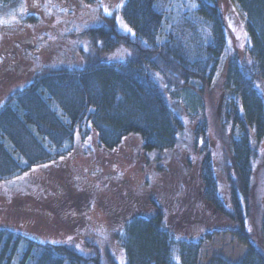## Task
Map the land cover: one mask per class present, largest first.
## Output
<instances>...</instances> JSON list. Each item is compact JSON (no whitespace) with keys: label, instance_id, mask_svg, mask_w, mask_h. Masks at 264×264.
<instances>
[{"label":"trees","instance_id":"1","mask_svg":"<svg viewBox=\"0 0 264 264\" xmlns=\"http://www.w3.org/2000/svg\"><path fill=\"white\" fill-rule=\"evenodd\" d=\"M234 1L243 15L247 56H231L222 74L220 133L228 144L223 168L206 153L201 184L194 190L188 184L177 200L174 195L162 202L154 194L123 199L109 215L118 245L113 241L112 252L92 240L81 252L72 244L44 242L0 226V264H200L199 246L220 233L241 237L248 251L237 262L212 257L205 264H264L257 249L264 248V198L252 183L264 139V0ZM18 3L0 0V14ZM119 13L79 32L91 50L83 55V64L44 67L22 86L0 94V182L61 157L65 161L77 135L83 144L92 138L99 150L113 151L136 134L142 150L159 153L158 161L175 148L183 149L181 110L197 117L228 44L219 3L124 0ZM118 46L128 54L103 58ZM179 90L187 92L182 99H188L194 112L177 100L174 92ZM203 117L196 120L192 138L196 144L202 138L205 149ZM217 171L226 173V192L217 183ZM139 203L155 214L139 209ZM252 224H258L256 232L249 229ZM192 228L196 233L191 234ZM116 248L123 251L121 260L114 255Z\"/></svg>","mask_w":264,"mask_h":264},{"label":"rangeland","instance_id":"2","mask_svg":"<svg viewBox=\"0 0 264 264\" xmlns=\"http://www.w3.org/2000/svg\"><path fill=\"white\" fill-rule=\"evenodd\" d=\"M217 1L225 17L228 44L213 74L215 84L206 90L198 113L195 111L199 116L192 119L184 114V109L181 110L185 124L183 149L175 148L158 161L159 153L142 150L136 134L127 136L113 151L99 150L92 138L85 139L83 144L77 135L74 148L66 154L65 161L63 158L59 159L61 163L59 160L49 162L25 172L27 175L24 173L0 182L1 227L18 230L44 242L72 244L81 252L86 251L84 243L91 240L101 249L115 250L113 241L116 247L118 245L109 215L120 208L123 199L128 201L130 194L138 197L154 194L162 202L174 195L177 200L176 195L188 184L193 190L201 184L204 154L207 153L220 168V164L224 165L228 144L223 141V132L220 133L225 78L222 74L231 56L247 55L241 25L243 15L237 3L234 0ZM123 3L124 0H19L14 9L0 14V94L6 95L22 86L34 72L44 67L83 64V55L91 50L87 39L80 37L79 32L102 24L104 16L120 17L119 9ZM104 6L112 15H105ZM81 49L84 51L80 52ZM126 54L127 48L118 46L103 58L117 59ZM174 95L178 100L187 92L179 90ZM188 96L193 102V95L189 93ZM182 100L189 105L190 113L194 112L188 99ZM201 116L207 124L205 149L200 145L202 138H198L197 144L192 138L196 120ZM259 150L261 156L254 168L252 183L256 184L257 196L264 198L263 141ZM224 174L223 171L216 172L222 192H226L228 184ZM140 207L150 216L155 214L148 204L140 206L139 203ZM257 227L258 224H252L249 229L256 232ZM196 231L192 228L191 234ZM116 249L118 252L114 255L121 260L123 251ZM257 249L264 255V248ZM247 251L241 237L220 233L199 246L197 259L200 264L207 263L212 257L233 263L241 260Z\"/></svg>","mask_w":264,"mask_h":264},{"label":"snow or ice","instance_id":"3","mask_svg":"<svg viewBox=\"0 0 264 264\" xmlns=\"http://www.w3.org/2000/svg\"><path fill=\"white\" fill-rule=\"evenodd\" d=\"M193 7H195V5H192ZM104 13L105 15H112L111 11L109 10V8L107 6H104ZM13 19H15V17H13ZM117 19H119V17H117ZM123 27L125 30L127 31H131L130 28H128V26L126 24H123ZM61 159H63V157H61ZM46 167V165H45ZM25 175H27V173H25Z\"/></svg>","mask_w":264,"mask_h":264}]
</instances>
